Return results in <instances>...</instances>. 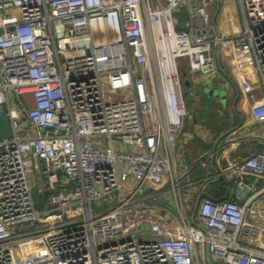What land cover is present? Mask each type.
Returning <instances> with one entry per match:
<instances>
[{
  "label": "built area",
  "instance_id": "1",
  "mask_svg": "<svg viewBox=\"0 0 264 264\" xmlns=\"http://www.w3.org/2000/svg\"><path fill=\"white\" fill-rule=\"evenodd\" d=\"M214 1L0 0V109L12 130L0 141V264H264L254 200L264 187L244 179L264 176V144L227 168L255 190L245 203L202 192L193 215L185 199V83L218 74L215 48L228 41ZM247 12L230 39L248 40L264 85V2L247 0ZM251 113L264 121V97Z\"/></svg>",
  "mask_w": 264,
  "mask_h": 264
},
{
  "label": "crops",
  "instance_id": "2",
  "mask_svg": "<svg viewBox=\"0 0 264 264\" xmlns=\"http://www.w3.org/2000/svg\"><path fill=\"white\" fill-rule=\"evenodd\" d=\"M246 1L215 0L210 7L212 23L220 33L228 37L224 45L215 48L219 66L218 80L224 84V87L219 88H227L228 92L223 94L227 103L224 105L220 97L207 93L212 98L209 100L214 101L215 107L212 110L204 106V98L198 108H192L190 101L187 103L188 109L194 112V118L192 121L190 118L186 120L178 157L184 181L193 183L185 194L188 204L196 202L198 194L202 192L216 200H232L241 204L255 194L252 189L240 190L234 181L235 175L227 169L231 160L243 159L264 144V121L256 122L251 113L253 103L264 97L263 81L248 40L244 37L230 39L245 30V16L249 18L248 12L246 15L244 13ZM255 1L259 6L264 2ZM186 20V15L184 19L181 16L178 19L182 25ZM198 82H192L194 88L200 87ZM228 124L231 128L226 131L227 134L223 133L225 136L216 145L218 138L223 135L218 134ZM205 155L207 165L199 166L197 161ZM244 179L248 183L255 181L257 189L262 191L264 176L256 178V175L245 174ZM254 200L257 207L264 210V191Z\"/></svg>",
  "mask_w": 264,
  "mask_h": 264
},
{
  "label": "rangeland",
  "instance_id": "3",
  "mask_svg": "<svg viewBox=\"0 0 264 264\" xmlns=\"http://www.w3.org/2000/svg\"><path fill=\"white\" fill-rule=\"evenodd\" d=\"M184 13H182L181 18L184 19L185 17V11H183ZM1 13V12H0ZM13 12L12 11H8L7 14H12ZM190 80H191V83L189 85H187V87H185V98L187 100V103L188 101L192 102V108L193 107H199V105L201 104V99L204 98V106H207L209 107L211 110L213 109V102L214 101H211L209 100L210 97H208L207 94L211 95V96H216V97H220L223 101V104L225 105L227 103V101H225V98L223 96V94L227 93L228 90L227 88H221L219 89L217 92L216 91H213V90H209L208 89V85L209 84H212V80H213V77L217 78V79H220L219 77V74H215L213 77L211 76H205V75H202V74H196V75H192V74H189L188 75ZM197 80L199 81L198 83H200V87H195V81L197 82ZM192 82H194L195 84H192ZM218 88L220 87L219 85L217 86ZM204 91V92H203ZM10 95V98L12 99L13 103L15 102V100H17V97L12 94L11 92L9 93ZM204 96V97H202ZM27 99H28V107L29 105H31V100H30V96L28 95L27 96ZM115 99H121L119 97L115 98ZM212 99V98H210ZM192 113H194L192 110H190ZM20 123L21 125L23 126V128L25 130H28L30 133H32V129L31 127L29 126L28 124V121L26 119V117L24 115H21V118H20ZM41 186V181H40V184L37 185L36 183H34V186H33V194H34V198L36 201H39V197L42 198V196L39 195V192H38V189L39 187ZM37 208L39 210H43L46 208L45 206V202H43V204H38ZM169 215L173 216V214L169 213ZM51 219V222L54 223V222H57L59 220V218L57 216H53V217H47L45 218L43 221H39V222H34V223H28L25 225V228L23 229V231H30V230H34V229H37L38 227L40 226H44V225H47V220ZM29 243L32 245V247H38L40 245H43L45 243V239L43 237H34L32 239L29 240ZM11 250L15 251L17 248H16V245H12L10 246Z\"/></svg>",
  "mask_w": 264,
  "mask_h": 264
},
{
  "label": "water",
  "instance_id": "4",
  "mask_svg": "<svg viewBox=\"0 0 264 264\" xmlns=\"http://www.w3.org/2000/svg\"><path fill=\"white\" fill-rule=\"evenodd\" d=\"M223 81H220L218 80L217 78L213 77V80H212V84H209L208 85V89L209 90H213V91H218L220 88H218L216 86V84H220V87H221V83ZM188 83V81H187ZM224 87V84L222 85ZM12 134V130H11V124L10 122L7 120L5 114H4V111L2 109H0V141L3 140V139H7L11 136ZM227 134V132L225 133ZM225 134L221 135L218 140L216 141V145L218 144L219 140L222 139ZM216 145L214 146V149H216ZM199 201H200V197L197 198L196 202H195V205H194V212H193V215L196 214V211H197V208H198V205H199ZM162 203H166V200L165 199H162L161 200ZM171 211H173V208H171ZM164 214V212H163ZM211 264H214L213 262L210 261Z\"/></svg>",
  "mask_w": 264,
  "mask_h": 264
},
{
  "label": "trees",
  "instance_id": "5",
  "mask_svg": "<svg viewBox=\"0 0 264 264\" xmlns=\"http://www.w3.org/2000/svg\"><path fill=\"white\" fill-rule=\"evenodd\" d=\"M185 87H187V81H186V83H185ZM222 118V117H221ZM220 122H221V120H220ZM219 125V124H218ZM231 128V125H226V126H224L223 127V129H222V131H220V133L218 134V135H221V134H223L224 132H226V131H228L229 129ZM205 195H206V193H205ZM207 196V195H206ZM207 197H209L210 199H212V200H214V201H222V200H216V199H214V198H211L210 196H207Z\"/></svg>",
  "mask_w": 264,
  "mask_h": 264
},
{
  "label": "flooded vegetation",
  "instance_id": "6",
  "mask_svg": "<svg viewBox=\"0 0 264 264\" xmlns=\"http://www.w3.org/2000/svg\"><path fill=\"white\" fill-rule=\"evenodd\" d=\"M221 87H222V85H221Z\"/></svg>",
  "mask_w": 264,
  "mask_h": 264
}]
</instances>
